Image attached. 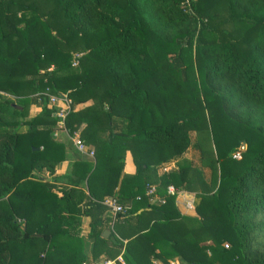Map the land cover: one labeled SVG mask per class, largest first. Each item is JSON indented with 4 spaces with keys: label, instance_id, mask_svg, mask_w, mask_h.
<instances>
[{
    "label": "trees",
    "instance_id": "obj_1",
    "mask_svg": "<svg viewBox=\"0 0 264 264\" xmlns=\"http://www.w3.org/2000/svg\"><path fill=\"white\" fill-rule=\"evenodd\" d=\"M45 94L67 96L64 128L83 122L93 145L59 195L33 174L64 158ZM31 103L40 112L27 118ZM126 148L136 171L119 179ZM167 186L194 192V215ZM115 188L127 214L103 237L100 200ZM83 215L91 260L264 264V0H0V264L87 262ZM117 224L133 227L125 242Z\"/></svg>",
    "mask_w": 264,
    "mask_h": 264
},
{
    "label": "crops",
    "instance_id": "obj_2",
    "mask_svg": "<svg viewBox=\"0 0 264 264\" xmlns=\"http://www.w3.org/2000/svg\"><path fill=\"white\" fill-rule=\"evenodd\" d=\"M91 103H92V100L87 99L84 102H80V103L75 104L72 110L76 111V110L83 109L84 107L91 105ZM47 105L49 106V104H47ZM39 112H40L39 104L31 103L28 106L27 118L33 117L36 114H38ZM115 124H116V126H114V131H117V128L119 127L120 123L118 121ZM84 125L85 124L82 122L79 125V127L77 128V130H75L73 135L79 136L80 130L84 127ZM25 128H26V126H21L22 130H24ZM73 135H69L67 133L66 129L64 128V126L57 122V124H55L52 127L51 137L53 140L63 144V146H64V158H63V160H61L60 162H58L54 166L53 172L50 174H48L47 172H38V171L33 172L34 175H37L39 177H43L48 182L54 183V189L57 190L58 195L60 194V191H61V189H63V187L71 185L70 180L73 177L72 173H71L72 163L75 160H83V161H87V162L93 161V154L89 155L87 153V150L93 151V145L83 142L84 147H85V151L80 152L76 149V147L73 143V139H72ZM191 154L194 155V152H192L191 148L188 147L183 152L182 157H184L188 160H191V158H190ZM191 161L195 162L194 160H191ZM173 167H175V160L162 162L159 165H157L156 167H154L153 172L149 171L148 177L150 180H152L155 175L158 176L162 172L168 171V170L172 169ZM163 168H166V170L163 171ZM135 171H136V168H135L133 156H132L129 148H126L123 152V159H122V165H121V169H120L119 179L124 177V176L133 175V174H135ZM78 187L81 190L85 191L84 182L79 184ZM185 192H187V191H185ZM188 193L193 195V197H194V192H188ZM110 195H116V188L113 190V192ZM116 197H117V195H116ZM117 200H118V198H117ZM119 203L123 205V203H121V202H119ZM175 207L181 214H186V215H194L195 214L194 210L186 211L183 208L180 200L177 201V199H175ZM141 209H145V208L140 207L137 209V212H139ZM104 215L108 216L105 212H104ZM112 226L113 225L110 222V224H109L110 229H105L102 231L103 237H107L108 235H110V231H112L111 230ZM130 228H133V227H131V225L117 224L115 226V233L116 234H113V236H117L119 239H121L123 242H125L126 239H128V237L130 236V232H131ZM106 230L108 231V233L103 234L104 231H106ZM88 231H89V218H88V216L83 215V216H81L80 221H79L78 234L83 239V242H84V251H85V254L87 257V262H90L92 260L109 259V258L105 257L104 253H101L98 255V257L96 259L91 260V258H90L91 240L88 239V237H87ZM168 263L169 264L170 263L175 264V263H178V261L176 259H172V260H168Z\"/></svg>",
    "mask_w": 264,
    "mask_h": 264
},
{
    "label": "built area",
    "instance_id": "obj_3",
    "mask_svg": "<svg viewBox=\"0 0 264 264\" xmlns=\"http://www.w3.org/2000/svg\"><path fill=\"white\" fill-rule=\"evenodd\" d=\"M76 56L73 55L71 65L74 66L76 64ZM47 96V104L51 108H53V114L58 119V123L63 125V119L65 115L71 110L70 108V100L67 98L65 94H45ZM74 134V133H73ZM72 134V135H73ZM73 143L76 149L80 152L85 151L84 143L80 139L79 136L73 135ZM89 155H92V150H87ZM238 154H233V157H237ZM166 168H163L165 171ZM166 192L173 195L174 198L181 201L183 208L186 211L194 210V197L193 195H189L188 192L183 190H174L172 186H167ZM145 195L148 197L149 203L162 202V197L156 194L154 186H148L145 190ZM100 203L105 206V213L111 218V223L115 220V218L123 217L127 214V207L118 202L116 195H107L104 196ZM82 264H125L122 258V250L110 259H102V260H92L90 262H83ZM172 264V263H170Z\"/></svg>",
    "mask_w": 264,
    "mask_h": 264
},
{
    "label": "rangeland",
    "instance_id": "obj_4",
    "mask_svg": "<svg viewBox=\"0 0 264 264\" xmlns=\"http://www.w3.org/2000/svg\"><path fill=\"white\" fill-rule=\"evenodd\" d=\"M201 135H202V134H201ZM191 151L194 152V155L191 154V155H190V158H191V160H194V161H195V162H193V164H194V163L197 164V157H198L197 155H198V154H197V152H196L194 149H192V148H191ZM203 170H204L205 178L208 179V176H209V175H208V169L204 168ZM262 241H264V237H263V236H262ZM224 246H225V245H224ZM175 264H181V263L178 262V263H175Z\"/></svg>",
    "mask_w": 264,
    "mask_h": 264
},
{
    "label": "water",
    "instance_id": "obj_5",
    "mask_svg": "<svg viewBox=\"0 0 264 264\" xmlns=\"http://www.w3.org/2000/svg\"><path fill=\"white\" fill-rule=\"evenodd\" d=\"M189 194V193H188ZM189 195H191V194H189ZM108 233V231L106 230V231H104V233L103 234H107Z\"/></svg>",
    "mask_w": 264,
    "mask_h": 264
}]
</instances>
